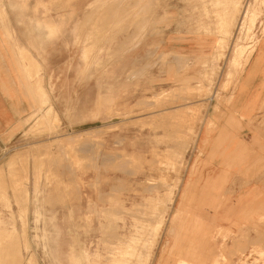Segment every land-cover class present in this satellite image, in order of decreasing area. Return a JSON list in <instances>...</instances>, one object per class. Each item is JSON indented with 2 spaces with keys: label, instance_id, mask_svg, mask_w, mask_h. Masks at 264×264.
<instances>
[{
  "label": "rangeland",
  "instance_id": "374dc122",
  "mask_svg": "<svg viewBox=\"0 0 264 264\" xmlns=\"http://www.w3.org/2000/svg\"><path fill=\"white\" fill-rule=\"evenodd\" d=\"M7 5L47 49L20 48L37 103L0 128V264H264V203L242 210L264 100L238 93L264 0H0V24ZM202 128L251 156L197 154Z\"/></svg>",
  "mask_w": 264,
  "mask_h": 264
},
{
  "label": "crops",
  "instance_id": "0c3cea01",
  "mask_svg": "<svg viewBox=\"0 0 264 264\" xmlns=\"http://www.w3.org/2000/svg\"><path fill=\"white\" fill-rule=\"evenodd\" d=\"M5 9L7 11V19L3 23L4 25L0 24V128L4 125L8 126L15 120V116H18L16 113L20 112V110L34 108L37 103V98L34 96L36 93L32 82L33 79H30L24 73L20 64V48L23 47L28 50L37 62L38 54H44L42 51L47 49L45 46H37L35 40L31 37H22L21 27L10 16L9 6L7 5ZM191 43V49L197 50L198 43ZM238 93L239 98L244 101L250 99L264 100V35L261 36L255 45L239 76ZM207 130L209 132H206ZM217 140L218 137L215 130L202 128L195 144L197 154H207L208 157H211L212 162L217 163L224 162V156H231L230 154L233 155L235 152L251 156L252 147L248 142H242L237 145L236 140L232 138L228 143L222 140V143L219 142V144V140ZM261 145L264 146V140L261 141ZM245 161L247 160L245 159ZM262 174L260 178L264 177V172ZM263 203L264 201H259L255 204L244 203V208L239 203L238 210L241 211L242 207V210H250L256 214L259 210L258 206ZM229 222L228 220L227 223ZM244 224V220L232 219L228 225L244 227ZM252 225L258 226L255 223Z\"/></svg>",
  "mask_w": 264,
  "mask_h": 264
},
{
  "label": "bare ground",
  "instance_id": "6f19581e",
  "mask_svg": "<svg viewBox=\"0 0 264 264\" xmlns=\"http://www.w3.org/2000/svg\"><path fill=\"white\" fill-rule=\"evenodd\" d=\"M66 111V110H65ZM185 112H188V111H185ZM184 112V113H185ZM190 113V112H189ZM193 114V113H192ZM200 115V114H199ZM187 116V115H186ZM34 177V176H33ZM39 184V183H38ZM40 186V185H39ZM37 187L38 186H36V184H35V182H34V179L32 178V190H31V196H32V198H31V201L33 202V204H36L37 202H40L41 201V199H40V195L42 194V190H40V189H37ZM41 188V187H40ZM39 205V204H38ZM34 206V205H33ZM35 208V207H34ZM36 209V208H35ZM36 212V216H37V214L38 213H40V210L39 211H37V210H35L33 213H35ZM35 215V214H34ZM39 215V214H38ZM42 215V214H41ZM71 216V215H70ZM62 217V216H61ZM53 216H49L48 218H47V221L44 219V221H43V230H46V225L48 224L47 222L49 221V222H51V221H53ZM38 219V218H37ZM54 231H57V229L56 228H54ZM46 236V235H45ZM134 237L136 236V234H134L133 235ZM153 241L152 240H150L149 242H148V244H146V249H145V253H146V251H147V249H150V247H151V243H152ZM50 248V247H49ZM147 252H149V250L147 251ZM150 255V254H149Z\"/></svg>",
  "mask_w": 264,
  "mask_h": 264
}]
</instances>
